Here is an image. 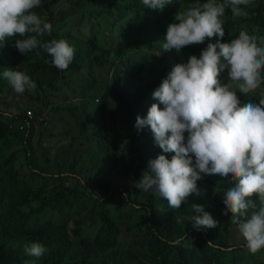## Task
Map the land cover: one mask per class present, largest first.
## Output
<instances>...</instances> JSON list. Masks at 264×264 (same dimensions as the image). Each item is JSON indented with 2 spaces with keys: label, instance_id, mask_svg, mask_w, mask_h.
Listing matches in <instances>:
<instances>
[{
  "label": "trees",
  "instance_id": "obj_1",
  "mask_svg": "<svg viewBox=\"0 0 264 264\" xmlns=\"http://www.w3.org/2000/svg\"><path fill=\"white\" fill-rule=\"evenodd\" d=\"M75 1L41 0V6L38 8L41 10L39 11L48 13L50 20L58 22L59 25L56 27L57 37H49V34L45 33L43 36L37 37L38 40L48 42L52 39H63L65 41L72 39L70 35L63 33L66 28V24L62 22L65 12L63 10L56 11L60 4L69 2L75 5V16L80 23L89 27V29L85 33L87 36L80 40L76 46L77 58L75 64L72 65L71 63L66 70L74 68L75 65L91 62L93 59L96 60L99 67H104L109 59L115 56L120 60V65L123 66L122 78L138 80L131 84L125 82V93L120 95L117 101L112 102L115 106L110 104L106 106L109 109L106 117L90 113L85 118L93 127L92 133L96 137L97 145L93 146L92 152L88 153L83 159H80V149L72 153L70 169L73 172H79V175H83L84 178L82 182L77 181L70 187L55 189L56 187L48 184V177L43 175L42 170L38 169L36 171L34 169L37 168L32 167L29 172H23L15 166L12 154L5 157L1 153L2 143L12 136L10 134L12 129L17 130L16 137L28 141L31 127L26 123L24 129L20 130L19 127L23 124L21 116L7 117L3 116L0 111V264H25V258L21 259L19 256L23 249L32 243H40L48 249V255L44 254L42 256L40 264H62V242L69 246L72 264H191L186 259L188 249L191 246L196 251V256L193 259L197 260L199 264L217 260L221 261L222 264H245L250 261H253V264L264 263V258L246 255L244 252L247 251V248L244 247V244L238 245V247L230 244L232 214L223 215L225 211L223 194L227 189L234 186L230 182L231 177H222L220 180L214 179L212 182L208 179L202 181L201 184H208L216 190V194H208L207 196L200 191L201 185L197 181V187L200 191L198 195L193 194L188 197L185 203H182L180 209L170 210L163 213L159 218L155 217L159 200L155 197L154 192L152 190L144 192L135 188V195L142 194L148 199L146 203L137 205V210H147L148 219L145 228L147 244L145 247H141L137 241H133L127 250L118 248L117 235L119 228L117 222L109 216L105 209L108 204L116 206L109 199L110 194L115 193L118 187L110 186L109 182L99 179L96 176V171L101 169L104 164L103 160L111 150L110 143L118 137L119 122H126L128 125L130 123V105L126 101L134 95L132 107L140 108L148 100V106L142 110V115L145 117L151 105L159 103L153 99L152 94L173 67L178 63H186L190 56L195 55L199 58L209 41L206 40L196 47L187 46L183 48L180 53L186 55L184 59L180 58L177 52H174L170 56L171 60L160 70L151 69L147 75L140 77L142 73L141 66L125 57V53L141 45H147L148 48H151L152 44L145 41L135 42V33L150 23H159L164 29L167 19L174 18L178 12H182L184 0L175 6V0H172V3L166 5L163 11L153 12L148 18H144L145 12L148 11L142 4V0H94L95 2L91 7H87L85 0ZM186 2L188 6L192 2H197V0H186ZM202 2H208V0H199V3ZM97 7H106L109 8V11L94 12ZM247 10L251 12V22L235 33H232L228 28H224L225 36L221 42L230 43L238 37L241 31H245L249 35L257 36L259 34L260 37H264V4L256 8L250 6ZM113 13L120 14L121 23L129 29V33H125L123 36L116 35L117 26H111V14ZM108 36L112 42V45L108 47L110 49L100 45L101 40L104 44ZM17 38L20 37L9 39L14 40ZM215 39L217 38L214 37L213 42ZM13 44L14 41H9L8 46H4L0 50V104L2 103V83L4 81L1 69L10 61V57L23 65H27L31 75L36 76L48 67L53 72L52 86L57 77L63 72L51 63L52 57L42 48L38 47L31 52L21 54ZM256 90L264 92V84H261ZM248 94L254 96L257 101L256 104L259 103L260 94L256 92ZM243 98H247V95ZM160 107L163 108L162 105ZM53 111L61 113L69 110L65 109L64 106H57ZM74 112H77V109ZM120 112H125V115H120ZM80 127L84 128L85 126ZM185 135L187 136V133ZM145 137L144 143L151 144L153 148H159L155 145L153 134L148 128H146ZM135 138L137 136L132 135L130 141L132 142ZM122 139L127 140L126 138ZM141 148L145 149L146 146ZM26 153V163L30 164L31 158L28 148ZM120 196L123 200L120 199V204H117L118 209L122 207L124 202L130 203L131 201L128 192ZM256 198L258 197L253 196L251 199ZM33 204H37V206L33 207ZM192 204L203 205L205 211L209 212L214 219L219 223L223 222V234L212 236V233L202 232V230L207 229L202 227V230L194 229L193 232L188 231L178 239L173 238L182 232L181 218L194 213L191 208ZM46 208L54 211H62L66 208L72 214V227L68 222H60L56 219L41 223L39 217L30 226V219L35 215L38 216ZM82 209H87L88 214L93 216V220L89 224H84L83 217L87 218V216L81 214ZM96 212L103 223L101 227L98 224ZM234 231L240 234L238 226L235 227ZM93 235H95L94 238H92ZM240 238L243 239L241 234Z\"/></svg>",
  "mask_w": 264,
  "mask_h": 264
},
{
  "label": "clouds",
  "instance_id": "obj_2",
  "mask_svg": "<svg viewBox=\"0 0 264 264\" xmlns=\"http://www.w3.org/2000/svg\"><path fill=\"white\" fill-rule=\"evenodd\" d=\"M181 1L175 0L174 6ZM249 2L208 0L200 4L197 0L168 25L164 52L175 49L180 53L187 46L209 42L199 58L190 56L186 63L173 67L152 94L159 103L152 104L145 117H136L137 131L148 128L159 147L155 149L174 155L170 160L164 154L150 159L148 170L133 186L144 192L152 190L169 207L180 209L188 197L199 194L197 181L204 176L231 177L234 186L223 194V215L232 214L244 239L241 245L253 255L264 249V99L256 104L248 93L264 84V37L241 31L230 43L221 42L225 9L230 7L234 16H244L240 6ZM171 3L142 0L145 9L160 11ZM40 6L41 0H0V48L9 41H14L21 54L39 47L52 57L56 68L66 70L75 64L77 50L63 39L38 40L45 33L57 37L56 28L52 30V24L33 11L41 10ZM64 17L62 22L68 27ZM14 37L20 38L9 39ZM2 76L18 94L37 88L24 72L5 69ZM127 144V140L121 144V151ZM253 196L260 201L258 208ZM191 208L194 229L217 228L219 221L203 205L192 204ZM249 209H253L250 215ZM46 251L42 244L32 243L25 248L29 256L25 264H40Z\"/></svg>",
  "mask_w": 264,
  "mask_h": 264
},
{
  "label": "rangeland",
  "instance_id": "obj_3",
  "mask_svg": "<svg viewBox=\"0 0 264 264\" xmlns=\"http://www.w3.org/2000/svg\"><path fill=\"white\" fill-rule=\"evenodd\" d=\"M75 2H77V0ZM85 2L87 7H91L95 1L85 0ZM216 2L224 3V0H216ZM186 3V0H184L182 12L188 10L196 2H192L188 6ZM203 3L206 2L200 4ZM261 4H264V0H250L246 6L241 5V9L246 13L244 16H234L231 12V8H226L224 16L221 17L223 28L230 29L232 33L241 30L252 20L251 12L247 10L248 7L253 6L256 8ZM75 9V5L69 2L60 4L56 9L57 12L61 10L65 12L64 21L69 23V25L63 30V33L72 37V39L67 40V42L70 46L74 47V49L79 41L87 36L85 33L89 29V27L80 23L75 16ZM103 10L109 11V8L97 7L94 9V12ZM33 11H35L41 19L51 23L53 26L52 30L59 25L58 22L54 23L52 19L50 20L48 13H42V11H38L37 8ZM147 11L148 12H145L144 18H148L153 12H159V10L152 9H147ZM119 15L120 14L117 13L111 14V26L116 25V35L123 36L125 33H129V29L121 23ZM174 22H176L174 18L167 19L164 29L159 23H150L135 33V42L145 41L152 44L151 48H148L147 45H141L125 53V57L130 58L134 63L141 66L142 73L140 77L147 75L151 69L160 70L171 60L170 56L173 55L176 50L173 49L164 52L162 45L168 25ZM104 44L101 40L100 45L106 49H110L108 47L112 45V42L109 36L105 39ZM6 46H8V43ZM2 48H0V50ZM177 55L182 59L186 58L185 54L177 53ZM5 69L26 73L31 80L36 83L37 88L35 90H26L23 94H18L13 90L8 81L3 78L2 103L0 104L2 115L12 118L21 116L24 127L26 123H28L31 128L28 141L24 138L16 137L17 130L12 129L10 133L12 136L2 143L1 153L5 155V157L12 154V160L15 166L19 167L23 172H29L32 167L37 168L34 169L36 171H38V169L42 170L44 172L43 175L48 177V184L52 187H56L55 189L70 187L77 181L82 182L84 176L70 169L72 153L80 149V159H83L88 153L92 152V147L97 145L96 137L92 133L93 127L90 126L85 118L90 113L106 117L109 112L106 106L108 104L114 105L112 102L117 101L118 97L125 93V82L127 81L131 84L138 79H123V66L120 65V60L115 56L111 57L104 67H99L96 60L93 59L91 62L75 65L72 69L63 70L62 74L55 80L53 86V72L48 69V67L36 74V76L31 75L27 65H23L16 59L10 57V61L1 69V73H3ZM261 74L264 76L263 73ZM256 92L260 94V99H264L263 92L260 90H256ZM133 102L134 95L126 101V103L130 105L129 125L126 122H119L118 137L110 143L111 150L104 158V164L101 169L96 171V176H98L99 179L109 182L110 186L118 187L115 193L110 194L109 199L113 201L116 206L108 204L105 209L109 216L117 222L119 228L117 241L120 250H127L133 241H137L141 247H145L147 244L145 234L148 219L147 210L142 208H140L142 210H137V205L146 203L148 199L141 193H139L141 195H135L134 182L137 181L138 178H141L142 174L148 170V161L150 159H155L158 155L164 154L170 160L172 155H174L173 153L165 154L161 149H155L151 144L144 143L146 140V128L137 131L135 123L138 115L142 117V109L147 106L148 102L146 101L140 108L132 107ZM57 106H64V108L69 111H62L63 113H59L58 111L54 112L53 109ZM76 109L77 112H74ZM28 110L34 111L33 117L29 118L27 116ZM121 114L125 115V112H120V115ZM61 115L64 116L61 117ZM79 125L85 127L81 128ZM132 135L137 136V138L131 142L130 139ZM122 138L128 140V144L124 151L120 149L121 144L124 142ZM26 143L28 144L26 145ZM142 146H146V148L142 149ZM27 148L30 150V164L26 163ZM206 179L212 182L213 179L220 180L222 177L204 176L202 180L198 181L201 185L200 191H202L205 196L208 194H216L214 188L210 187L208 184H201V182ZM126 192L129 193L131 201L130 203L124 202L122 207L118 209L117 204H120V199L123 200L120 195ZM155 197L159 200L155 213L156 218H159L163 213L170 210H175L169 207L168 202L159 195L155 194ZM36 206L37 204H33V207ZM219 207L221 208V206ZM81 214L87 216V218L83 217L84 224H89L93 220V216L88 214L87 209H82ZM192 215H194V213L181 218L180 223L182 232L173 238L178 239L184 233L194 231L192 222H190ZM96 216L98 218V224L101 227L103 223L97 212ZM37 217H39L41 223H47V221L56 219L60 222H68L72 227V214L66 208L62 211H54L53 209L46 208L38 216L35 215L30 219V226L35 223ZM231 224L234 223L231 221ZM223 230L224 223L221 222L217 228L210 230L205 229L202 230V232L212 233V236H216L218 234H223ZM231 230L230 243L238 247L237 243L241 244L243 239H241L240 234L232 228ZM95 235H93L92 238H94ZM62 245V264H72L69 246L63 242ZM244 253L246 255L249 254L248 251ZM45 255H48V249ZM194 256H196V251L194 247L191 246L188 249L186 259L189 260L191 264H199L197 260L193 259ZM19 257L21 259H27L29 256L26 255L25 249H23ZM205 264H222V262L217 260ZM245 264H253V261Z\"/></svg>",
  "mask_w": 264,
  "mask_h": 264
},
{
  "label": "crops",
  "instance_id": "obj_4",
  "mask_svg": "<svg viewBox=\"0 0 264 264\" xmlns=\"http://www.w3.org/2000/svg\"><path fill=\"white\" fill-rule=\"evenodd\" d=\"M214 180V179H213ZM254 201H256V203H257V208L260 206V201H259V199H256V200H254ZM253 211V209H249V215L251 214V212ZM231 221H232V219L230 220V225H231V228L234 230L235 229V227H237V225L236 224H231ZM244 240H242V242H243ZM242 242H241V244H242ZM231 244V243H230ZM241 244H239V243H237V245H241ZM252 256H255L256 258H264V249H261L260 251H258V252H256L255 254H253Z\"/></svg>",
  "mask_w": 264,
  "mask_h": 264
},
{
  "label": "built area",
  "instance_id": "obj_5",
  "mask_svg": "<svg viewBox=\"0 0 264 264\" xmlns=\"http://www.w3.org/2000/svg\"><path fill=\"white\" fill-rule=\"evenodd\" d=\"M27 116L29 118L33 117L34 116V111L33 110H28L27 111ZM19 128H20V130H23L24 129V125L22 124Z\"/></svg>",
  "mask_w": 264,
  "mask_h": 264
}]
</instances>
